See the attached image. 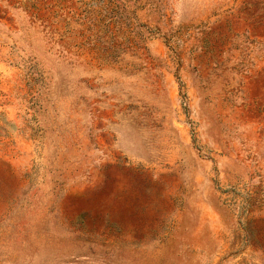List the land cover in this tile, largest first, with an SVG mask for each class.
<instances>
[{
    "label": "rangeland",
    "instance_id": "1",
    "mask_svg": "<svg viewBox=\"0 0 264 264\" xmlns=\"http://www.w3.org/2000/svg\"><path fill=\"white\" fill-rule=\"evenodd\" d=\"M0 264H264V0H0Z\"/></svg>",
    "mask_w": 264,
    "mask_h": 264
}]
</instances>
